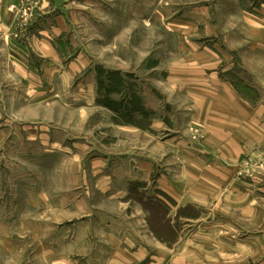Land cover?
Listing matches in <instances>:
<instances>
[{
	"label": "crops",
	"instance_id": "obj_1",
	"mask_svg": "<svg viewBox=\"0 0 264 264\" xmlns=\"http://www.w3.org/2000/svg\"><path fill=\"white\" fill-rule=\"evenodd\" d=\"M65 3L0 0V120L23 116L25 107L19 108V102L26 100L62 96L73 100L75 95L86 102L97 99L95 82H78L79 94L74 93V71L87 68L89 60L83 52L71 57L64 40L70 31L68 16L54 14ZM225 5L232 8H226L231 23L224 29L215 22L201 29L213 15L201 5L177 22L185 41L182 56L169 68L166 81L171 86L161 88L173 92L176 117L161 103L155 106L153 95L136 86L131 90L140 96L139 107L129 103L132 99L125 102L131 116L149 119L152 128L175 134L157 138L150 131L124 126L144 134V151L105 156L101 162L127 159L135 170L129 180H144V190H153L151 200L176 212L191 206L198 215L181 221L193 223L192 240L181 236L137 246L125 238L103 259L106 264H264V0H231ZM67 56L71 61L65 62ZM113 99L124 103L123 98ZM114 106L111 111L116 115L122 108ZM10 121L0 124L1 146L6 144ZM104 169L99 187L106 194L112 190L111 197L120 196L112 183L116 174ZM114 227L110 220L103 226ZM0 241V257L9 256L5 241ZM32 257L38 264H75L68 253L40 252Z\"/></svg>",
	"mask_w": 264,
	"mask_h": 264
},
{
	"label": "rangeland",
	"instance_id": "obj_2",
	"mask_svg": "<svg viewBox=\"0 0 264 264\" xmlns=\"http://www.w3.org/2000/svg\"><path fill=\"white\" fill-rule=\"evenodd\" d=\"M216 1L67 0V6L57 8L54 14L68 16L70 31L64 40L71 57L83 52L89 60L87 68L74 71V93L79 94L78 82H95L97 99L86 102L75 95L73 100L63 96L26 100L19 102V108L25 107L23 116L0 120V124L7 119L12 122L6 144L0 145V240L9 253L0 257V264H38L32 254L40 252L71 254L75 264H106L103 259L125 238L137 246L181 236V240H192L193 223L181 221L198 215L191 206L176 212L151 200L153 190H144V180H129L135 170L127 159L101 162L105 156L144 151V134L124 126L150 131L157 138L175 134L152 128L149 119L131 116L125 102L132 99L129 103L139 107L140 96L131 90L136 86L153 95L155 106L161 103L176 117L173 92L164 93L161 88L171 86L166 81L169 68L182 56L180 46L185 41L177 22L201 5L213 14L201 29L212 22L224 29L231 23L227 19L231 11L226 8L232 6L225 5L231 0ZM69 61L67 56L65 62ZM113 97L123 98L124 103ZM118 104L122 110L113 115L111 110ZM188 130L196 138L192 128ZM103 168L116 174L112 183L120 196L111 197L112 190L106 194L99 187ZM109 220L115 227L103 228Z\"/></svg>",
	"mask_w": 264,
	"mask_h": 264
},
{
	"label": "trees",
	"instance_id": "obj_3",
	"mask_svg": "<svg viewBox=\"0 0 264 264\" xmlns=\"http://www.w3.org/2000/svg\"><path fill=\"white\" fill-rule=\"evenodd\" d=\"M142 110H143V112H145V113H147V114H149V113H150V111H149V110H145L144 108H142Z\"/></svg>",
	"mask_w": 264,
	"mask_h": 264
}]
</instances>
